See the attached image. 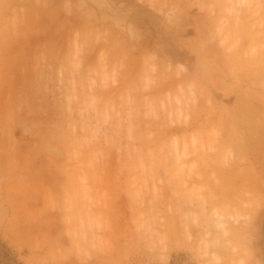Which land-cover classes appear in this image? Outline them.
<instances>
[{
  "label": "rangeland",
  "instance_id": "rangeland-1",
  "mask_svg": "<svg viewBox=\"0 0 264 264\" xmlns=\"http://www.w3.org/2000/svg\"><path fill=\"white\" fill-rule=\"evenodd\" d=\"M0 264H264V0H0Z\"/></svg>",
  "mask_w": 264,
  "mask_h": 264
}]
</instances>
